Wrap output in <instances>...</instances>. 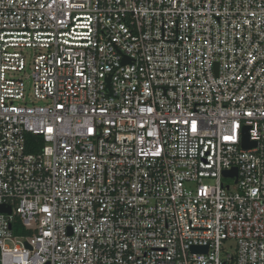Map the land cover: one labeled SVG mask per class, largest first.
Returning <instances> with one entry per match:
<instances>
[{
  "label": "built area",
  "instance_id": "2783aa9c",
  "mask_svg": "<svg viewBox=\"0 0 264 264\" xmlns=\"http://www.w3.org/2000/svg\"><path fill=\"white\" fill-rule=\"evenodd\" d=\"M0 206V264H264V0H0Z\"/></svg>",
  "mask_w": 264,
  "mask_h": 264
},
{
  "label": "water",
  "instance_id": "95a60500",
  "mask_svg": "<svg viewBox=\"0 0 264 264\" xmlns=\"http://www.w3.org/2000/svg\"><path fill=\"white\" fill-rule=\"evenodd\" d=\"M254 146H255V144L253 142H248L247 138H246L243 147L245 149H248V148H252ZM223 176L226 177V178L236 177V169H232V170L224 172ZM0 212L1 213H6V214H10L11 210H10V208L4 209L3 206H0ZM192 252H194V253H206L207 252V248H200V247L196 248L195 247V248H192Z\"/></svg>",
  "mask_w": 264,
  "mask_h": 264
},
{
  "label": "trees",
  "instance_id": "16d2710c",
  "mask_svg": "<svg viewBox=\"0 0 264 264\" xmlns=\"http://www.w3.org/2000/svg\"><path fill=\"white\" fill-rule=\"evenodd\" d=\"M12 232L14 235H17V236H23L27 234L23 229L19 228L18 226L15 227L14 225H13Z\"/></svg>",
  "mask_w": 264,
  "mask_h": 264
},
{
  "label": "rangeland",
  "instance_id": "374dc122",
  "mask_svg": "<svg viewBox=\"0 0 264 264\" xmlns=\"http://www.w3.org/2000/svg\"><path fill=\"white\" fill-rule=\"evenodd\" d=\"M27 91L29 92V89H27ZM36 105H41V103H37ZM9 246H13V244L12 243H9Z\"/></svg>",
  "mask_w": 264,
  "mask_h": 264
}]
</instances>
